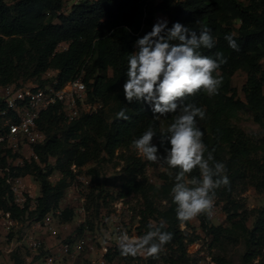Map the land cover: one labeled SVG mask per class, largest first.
<instances>
[{"label":"trees","instance_id":"1","mask_svg":"<svg viewBox=\"0 0 264 264\" xmlns=\"http://www.w3.org/2000/svg\"><path fill=\"white\" fill-rule=\"evenodd\" d=\"M65 3L66 0H0V84L32 82L41 85L48 70L56 72L62 84L82 72L89 99L101 101L103 108L91 115H80L71 122H66L58 105L43 111L38 125L46 139L35 148L40 164H26L15 172L32 174L40 183L36 206L32 210L16 207L8 185L0 177V209L10 210L14 217L24 221L41 218L61 206L67 177L72 175L71 164L102 163L105 157L113 156L116 149L130 148L133 140L150 125L157 132L153 139L155 144L161 146L159 133L174 122L178 113L163 116L166 128L162 130L151 106L135 100L128 102L123 91L127 61L136 50L135 41L152 30L155 14L161 13L167 15L169 28L180 22L198 34L202 28L211 29L215 46L210 50L201 48V54L215 59V54L221 52L228 61L214 73L223 77L218 94L209 96L201 91L185 101L205 110V118H197V126L204 132L203 143L212 151L215 161L226 166L225 175L230 180V190L223 187L216 190L218 199L225 201L223 207L229 225H213L208 218L201 220L202 228L210 237L209 248L224 249L228 238L241 237L246 246L241 264H264V208L257 211L253 227L249 228L246 211H239L241 204L232 197L236 186L245 183L264 192V136L260 144H255L247 133L232 124V119L247 109L264 131V68L261 65L264 0H160L157 3L154 0H80L67 10ZM231 34L239 51L233 50L225 39ZM62 42L67 48L55 51ZM239 69L246 73L242 87L245 100L236 96V90L229 83ZM121 109L126 111L129 120L117 118ZM162 147H170V144L165 142ZM258 152L260 155L256 156ZM51 156L56 157L54 167L62 173L55 184L47 179L54 168L48 166L45 170L42 166ZM124 158L126 176L117 196L140 197L139 222L149 227V218H153L156 226L164 224L161 231L173 233L172 241L165 245L168 253L161 256L163 263L193 264L194 259L186 250V236L179 229L181 222L171 192L179 169L168 166L165 174H159L160 182L153 184L144 175L150 161L136 153ZM5 163V156L0 154V166ZM87 172L94 183L98 178L97 170L91 168ZM192 177H200L199 169L186 175L185 180L190 181ZM159 200H165L167 206L159 208L156 204ZM75 216L74 209L66 205L59 219L66 222ZM87 229L91 227L85 219L77 231L80 235ZM119 253L114 251V254ZM107 257L112 259L110 253ZM213 258L219 264H235L225 256ZM254 259H257L255 263ZM13 262L25 264L15 254Z\"/></svg>","mask_w":264,"mask_h":264},{"label":"clouds","instance_id":"2","mask_svg":"<svg viewBox=\"0 0 264 264\" xmlns=\"http://www.w3.org/2000/svg\"><path fill=\"white\" fill-rule=\"evenodd\" d=\"M167 25V19L158 18L152 30L135 41L136 50L127 61L123 91L128 102L150 105L157 120L178 113L174 122L159 133L161 146L165 142L170 144L164 149L166 155L160 154L153 143L157 132L151 125L133 140L132 147L148 161L156 163L163 159L169 167L179 169L171 192L177 204V218L185 223L201 214L211 216L216 190L222 187L230 190L226 166L215 161L212 151L203 143L204 132L197 126V118L204 119L205 110L194 103H185L187 97L201 91L209 96L218 94L223 77L214 73L228 61L221 52L215 54V59L201 54V48L210 50L215 46L211 29L202 28L198 34L180 22L173 23L171 28ZM233 37L234 34L226 35L225 39L233 50L239 51ZM117 118L130 119L124 109L117 113ZM196 169L200 177L186 181L185 176ZM162 228L163 223L149 224L150 230L143 236L122 233L118 242L121 255L136 257L146 253L158 258L173 239V233L161 231Z\"/></svg>","mask_w":264,"mask_h":264},{"label":"built area","instance_id":"3","mask_svg":"<svg viewBox=\"0 0 264 264\" xmlns=\"http://www.w3.org/2000/svg\"><path fill=\"white\" fill-rule=\"evenodd\" d=\"M79 1L75 0L73 3ZM154 1L157 3L160 0ZM158 18H164L168 21L167 15L156 13L152 25L157 22ZM137 34L135 33V35ZM66 48L67 44L62 42L57 45L55 51ZM42 78L45 82L41 85L32 82L0 84V154L5 156L6 161L4 166H0V177L8 185L13 204L20 209L27 207L28 210H32L37 203V194H35L37 192L36 179L34 176L29 173L17 175L15 172L17 168H22L26 164H40V157L35 148L46 139L44 130L38 125L41 113L58 105V111L63 113L66 122H71L80 115H91L103 108L101 101L89 99L82 72L62 84L59 82L56 72L52 70H48ZM69 170L72 175L64 191L63 199L68 202L64 206L72 207L76 216H78L77 221L82 223L88 212L85 196L92 186V177L85 170L84 165L71 164ZM144 175L149 183L157 184L160 182V178L152 174L149 165L145 168ZM132 196L134 195L120 196L114 204L115 210L110 221L118 239L122 233L126 232L128 234L123 212L132 210L138 200L141 203L140 197L130 199ZM221 204L222 202L216 196L211 216L201 214L187 221L188 223L179 224V229L189 237L191 234H196L189 226V222H196V226L193 227H196L199 238L194 241L195 243L192 245L194 248L190 251L187 250L188 254L194 259L193 264H219L213 258L212 250L209 248L210 237L201 226V218H208L209 220L216 218L221 210ZM64 206L61 205L55 210L46 212L41 218L30 220L32 222L30 228L22 234L18 242V246H25L32 251V254L40 255L41 249L45 251L39 260V264H62L61 261L70 254L80 253L86 247L92 249L89 243L90 238L87 237L85 231L75 239L61 236V230L68 226V222H62L59 219ZM139 219L138 212L136 221ZM21 226L22 222L14 217L10 210L0 209V251L3 254L14 250L13 241H10L9 244H3L5 237ZM36 231L46 233L48 241L45 243L44 238L34 235ZM112 251H114V246L100 243L99 248H96L97 254L90 259V264H115L112 259L107 257ZM25 259L30 261L28 258Z\"/></svg>","mask_w":264,"mask_h":264},{"label":"rangeland","instance_id":"4","mask_svg":"<svg viewBox=\"0 0 264 264\" xmlns=\"http://www.w3.org/2000/svg\"><path fill=\"white\" fill-rule=\"evenodd\" d=\"M73 2H75V0H66L67 4L65 3L66 5L64 9L67 10ZM261 65L264 68V59L262 60ZM245 81L246 73L245 71L239 69L232 75L229 82L230 86L236 90V96L243 100H245V98L242 87ZM160 124V128L162 130L166 128V121L163 117H160ZM232 124L240 127L245 133H247L255 142V144H260L262 142L264 131L261 126L253 120L252 112L250 110L244 109L240 111L237 117L232 119ZM153 143L155 144L156 140H153ZM158 148L160 154L166 155V153L164 152L165 148H163L162 146ZM132 153L138 154L132 146L127 149H116L114 155L111 157H105L106 159L104 158L102 163H96L94 161L84 164L86 171L91 168H95L98 173V178L96 179V181H94V183H92L93 187L88 190V192L86 191L87 193L85 192L86 206L88 210L85 219L91 227V229L85 230V234L88 238H90L89 243L92 246V249L86 247L80 253H72L64 258L63 261H61L62 264H90V259L97 254L96 248H99L100 243L110 244L114 246V251H120L118 247L119 239L116 236L117 234L112 226L113 224L110 221V218L114 213V204L119 198L117 195L120 190H122V182L124 181V178L126 176L124 172V157ZM262 154H264V149L262 150ZM121 155H123V157ZM259 155L260 153L258 152L256 156ZM42 164L45 170H47L48 166L54 168L49 173L47 179L51 184H55L62 177V173L60 172V170L54 167L56 166V157L51 156L46 162ZM148 164L151 166L152 174L155 177H160L162 173L165 174V172H167L168 164L163 159L156 163L150 161V163ZM69 179L70 176L67 177V183ZM186 181H188V179H186ZM35 182L37 191L35 194H37L36 196L38 197L40 195V183L37 180ZM234 191L235 192L233 193L232 197L236 201H238L239 204H241V208L239 209V211H246V215L248 216L247 225L249 228H252L255 217L257 215V211L264 208V192H261L254 186L246 183L237 185ZM102 198H106V200L103 202ZM134 198L137 199L138 197L135 195L130 199ZM99 202H102L103 204L99 205ZM139 202L140 200H138L136 206L132 207V210L123 212V218H125V227L128 228L129 236H143L150 230L149 227L145 225V222H142L141 224L139 220L136 221V214H138L139 210L142 208V202ZM156 202L159 208L167 206V202L165 200H159ZM224 202L225 201H223V203L221 204V210L218 212L216 218L210 220L211 224L223 226L229 225L226 219L227 214L223 207V204H225ZM66 203H68L66 199L64 200L62 198L60 204L64 206ZM135 207H137L138 209H136ZM77 219L78 216H75L71 220L66 221L68 222V226L65 229L61 230L60 234L62 237L75 239V237L79 236L77 228L80 225V222H78ZM19 220L22 222V226L10 232L3 241V244H9L10 241H13L14 250L6 254H3L0 251V264H14V254L18 256L19 259L22 258L25 261V264L26 262L27 264H39V260L45 252L44 250H40V255H35L32 254V251H30L25 246H18V242L20 241L22 234L30 228L32 223L30 219H26L25 221L21 219ZM149 222L153 225H156V221L153 218H149ZM189 226H191L196 234H191L189 237L185 235V238L187 240L186 250L188 248L190 249V247L195 243L194 241L199 238V235H197L196 227H193L196 226V222H189ZM34 235H39L41 238H44L45 243L46 241H48L46 233L36 231L34 232ZM190 238L192 240H190ZM201 238L204 239L202 236ZM226 241L227 242L224 249H220L217 246H210L213 256H225L233 263L241 264L242 256L246 251V246L243 239L241 237H236L228 238ZM193 248L194 246L191 249ZM114 251L110 253V256L112 257V260L115 264H166L161 260V256L168 253V247L164 246V250L159 254L158 258L149 257L146 253L137 255L136 257H125L122 256L121 253L114 254ZM25 258H28L30 261H27ZM256 261L257 259H254V263Z\"/></svg>","mask_w":264,"mask_h":264},{"label":"crops","instance_id":"5","mask_svg":"<svg viewBox=\"0 0 264 264\" xmlns=\"http://www.w3.org/2000/svg\"><path fill=\"white\" fill-rule=\"evenodd\" d=\"M140 220V219H139ZM193 246L190 247V249L192 248ZM190 249L188 248L187 250L190 251Z\"/></svg>","mask_w":264,"mask_h":264}]
</instances>
